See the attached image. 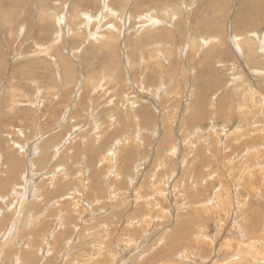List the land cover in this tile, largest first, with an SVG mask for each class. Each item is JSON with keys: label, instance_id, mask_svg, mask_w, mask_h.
<instances>
[{"label": "rangeland", "instance_id": "obj_1", "mask_svg": "<svg viewBox=\"0 0 264 264\" xmlns=\"http://www.w3.org/2000/svg\"><path fill=\"white\" fill-rule=\"evenodd\" d=\"M107 1L108 0H0V137H1L0 145L1 143L3 145V147L2 145L0 146L2 147V149L0 148V151H3L0 152V154L2 155V158H0V170L4 169L6 171L8 167L7 170L9 171V168L10 167L12 168L11 164H14V161H20L21 159H23L21 161H23L26 167V168L23 167L24 168L23 170L27 172V174L33 172V181L37 179L33 182V193L36 192V194H38L36 197L33 196V201L35 200V202H33V212L37 208V206H39L38 208H41L40 211H43V209L44 210L48 209L50 206H52L53 203H55L56 200H61L66 194H68L69 192L71 193L70 190H72V187H75L76 190L80 192V195L75 196L77 199L80 198L79 202L83 200V196L84 197L88 196L91 199L97 197L96 199L103 200V202L100 203L98 202L99 205L97 204L95 205V207L104 206L106 204V207L100 210L101 212L99 211L100 216H98V218L93 217L92 214L91 216H88L87 213L85 215V213L83 212L81 216L84 217L86 216L85 219L88 222L87 223L86 221H83L84 224L81 220H79L80 218L78 219L76 215H73L70 212H66L64 220L62 222H61L62 219L61 216H60L61 218L58 217V219L60 220H56V218L54 219L53 217L47 215L43 217L44 213L41 212L40 214L42 216L40 214L39 215L42 218L40 217L41 219L38 220L40 224L37 221L38 225L36 228L33 229V233L36 232L34 233L36 237L35 242L36 243L39 242V244L41 242L40 236L43 235L45 227L49 225H50L49 228L52 227L54 230H56V232L57 231L60 232L59 239H61L64 236H66L65 232L70 234L74 229H78L79 231H82L84 225L86 227L85 232H87V230L89 231L90 229L96 230L100 226L104 227L105 225H109V224H113V226L115 227V225H117V223L122 220L125 214L131 211V207L127 208V212L122 211L118 201L114 200L113 204L110 203V197L108 194L109 189L110 187H113L116 184L115 182H114L115 184H113L111 179L112 177H109L111 170H109V168H107L104 165L103 166L99 165L95 152H92L90 149L84 147L85 137L83 139L76 138L78 134L74 132L77 129H78L77 133H79V129L80 131L86 129L85 130L86 134L90 136L93 135V131L98 133L97 128H100L103 137L101 141L106 145L107 143H109L108 145L111 146L110 142H112L115 139H121L122 137L126 139L128 138V140L131 141V144H133L134 141V139H132L133 133L135 135L134 128L136 127L137 129L138 128L137 125H140L144 133L142 132V137H143L141 141L142 145L138 149L139 153H137L135 163L138 161V159H144L146 156L148 157L147 158L148 162L146 161L143 170L142 168L136 169L137 166L135 165V163H134L135 170L133 171L132 169H130L125 164V160L130 156L128 153L131 152L133 154L136 152V150L129 147L128 148L129 151L128 149L125 150L122 149L121 152H119V154L117 155V164L120 167L119 168L120 172L124 171V174L122 175L124 179L130 181L129 177H133V179L135 180L134 183L136 184V188L149 190L150 188L152 189L151 180L154 177L153 173L156 167L155 164L156 151L154 149L155 147H159V141H160L158 139L159 137H156V135H154V132H152V130L154 131L156 125L161 129V131H163L162 129L166 128V126H168L167 129L169 127H170L169 129H173L174 125H176L177 122H179L183 131V136L188 135V137L186 136L187 137L186 141L187 142L193 141L196 144V147L198 146V150L196 147L195 148L199 153L196 155L198 158L196 157L195 160L191 156L189 158L188 155L186 154L188 158L184 160L188 162L187 164H185V166L189 167L190 165L189 168L190 169L192 168L193 170L192 169L190 170L187 167L188 172L186 173L185 176H182L183 172L180 173L182 175L177 174L179 176V180L183 179L181 181L183 183L187 180L188 173H190V171L191 172L201 171L200 173L205 175L206 177L205 179L207 181L204 180L205 183H202L203 185H201L200 183L201 178L199 179L198 177L194 176L196 177L194 178L195 181H199V184L201 186L198 183H196L195 184L196 188H193L192 190L198 192L199 190H202L203 187L205 188L206 186L207 190L210 191L211 193L212 187H214V184L216 185L217 183L216 182L217 179L219 178L218 181L224 180L223 178L224 174H222L223 171L220 168V165L218 164L219 161H221L222 159V152L220 150L221 146L220 144L219 145L217 144L218 142L215 143L213 141L216 138L214 134L211 135L209 134L211 138H209L210 140L208 142H201L198 140L200 138H194L193 136L191 139V136L189 135L191 134L190 132L193 131L195 126L190 127L189 120L194 119L197 125L203 124V126H206L207 123H211V122L218 124L220 119H221L220 121H223V123L226 121L231 123L234 122L235 120H238L239 116L237 112L239 108L242 107L243 110L246 109L245 105H243V103L245 102L243 100L245 94L243 93V91H240L244 87L247 89L246 85H251L255 87V89H257L255 91H257L258 93L260 92V94L258 95L259 98H257V102H259L261 105L264 102V89L259 88L260 86L264 87V51L260 50L258 53V57H254L255 60L250 64L247 58V51L245 49H243L242 51L239 45L240 41L245 39L244 37H246V35H243V32L244 33L246 32L247 28L244 26L246 25L248 19L245 20V23H242L240 19H243L242 16L245 13V6L246 3L248 2L247 0H196V1L195 0H109L108 2ZM108 4L110 6L109 7L110 10L117 13L118 16H120L119 14H123L125 18L124 20L125 22L123 21L121 22L122 23L121 24L120 22H117L116 18H111L108 21L105 20L104 23L105 27L108 28V26L111 25V23L115 24L116 26L120 25L119 29H122V32L121 30H119L118 32L116 31L113 33L114 30L109 31L108 30L109 28L104 30L103 31L105 33L104 35L108 37H106V40L103 38L100 41L101 42L100 45L93 42L92 41L93 39L89 36L90 34L98 30L96 21H89L93 23L91 24L87 20L88 23H86V17H83V15L81 16V14L89 13V15L91 17L93 16L94 18L100 16L102 13L107 14L108 12L106 8ZM150 13H155L156 14V15L154 14L155 17H152ZM54 16H58V17L62 16V19H65V22L63 23L62 26L58 24V20H56ZM76 16L80 17V19L77 20H79L81 23L83 22V24L78 27L77 26L73 27L71 25V21H76L75 20ZM66 17L69 19H66ZM104 17L106 16L104 15ZM151 17L155 21H152L153 19ZM157 20H161V21L157 22ZM174 21L175 23H173ZM160 22H162V24ZM123 23L125 25H123ZM66 24L69 25V34L68 31L66 30L67 28ZM206 27H208V30ZM259 28L264 29V23H262V25ZM214 31H216L217 33L215 32L214 34ZM120 33H122V35ZM218 33L220 34L218 35ZM205 34L212 35L214 39L216 38V40H214L212 45L210 46L211 48L206 46L203 49L198 45L196 46V48L194 47L192 48L191 45L192 39L195 38L196 40L200 41L201 36ZM236 35H238V37ZM231 40H233L235 44L237 43V46ZM125 56H127V59ZM115 62L118 63V65ZM159 63L161 64V66ZM128 66H130L129 69ZM116 70H117V75L115 74ZM62 71L64 72V74ZM110 72L112 74L109 76ZM89 73L92 76L94 73H96L94 74L96 77L93 76L90 82L99 80V77L100 79L105 77V79H102L105 81L101 82V84H103L105 88L103 87L102 90H100L101 92L99 94L93 93L95 95V96L93 95L94 100H89L91 99L90 97H88L87 92L89 91L86 92L83 89L82 91L76 88V85L78 86L79 84V81L77 83V80L79 78H88V76H90ZM130 74L132 76H130ZM11 85L14 87H12ZM142 85L143 87H141ZM202 86L204 88L207 87V89L211 88L210 89L211 92L207 91V89H204ZM13 92L16 94L15 96L16 99L14 98L15 100L13 98H10V94H12ZM205 93L206 94L208 93L207 97H205L206 96ZM39 97L40 99H38ZM94 97H97L96 98L97 101L99 100L98 104L97 101L95 102ZM147 98L148 100H146ZM75 99L76 101H73ZM81 99L83 100L85 99V100L83 101ZM79 100L81 101L79 102ZM11 101L13 105H11L12 104ZM15 101H18L17 104L19 105H17ZM149 101L151 104L149 103ZM75 102L77 103V106ZM83 102H85L86 104ZM71 104L73 105V108L72 111L70 112L69 108L72 106ZM169 105H171V107ZM187 107H189V109ZM76 108L78 110H76ZM227 108L229 110H227ZM261 109H264V107H262ZM89 112H91V115L95 117V119L92 117V122H90V120L87 118ZM112 113L115 114V117H111L113 115ZM67 114L69 115L67 116ZM177 115H180V117ZM70 116L73 117V120H71L72 122L68 124L69 128L68 127L66 128L68 123L67 121L70 119L69 118ZM191 116L192 118H190ZM224 116H227L228 119L226 117L224 119L223 118ZM135 117L137 121L134 120ZM259 118L255 119V121H253V119L251 120V122L249 121L250 124L248 123L249 126H247V129L249 128L248 129L249 131L250 129L252 130L254 128H257L259 130L260 127H262L260 123L257 122L259 121ZM93 120H95V122ZM162 120L165 121V123H163ZM131 122L134 124L135 127L130 128L129 132L125 131V126H128L126 125V123L131 124ZM174 122L176 124H174ZM95 123L96 125L100 123V125L95 126ZM252 124H254V126ZM76 125L77 127L74 129ZM220 125L221 124L216 126L219 132V136L222 135L221 134L222 126ZM40 132L43 135L46 134L45 136H43L44 140L48 136L52 137V135L53 136L55 135L54 137H52L53 140L59 137L55 142H53L54 147L50 146V148L52 149L50 148L48 149V154L46 153L47 151V146H46V148L44 147V149L43 148L37 149L38 152L36 150V152L32 155L33 157L31 156L28 157V153L25 150L24 151L19 150L13 145L14 143H17L20 146L22 145L25 146L28 142H31L36 139L37 136H34L33 133L38 134ZM68 134H71L72 136ZM73 135H75V137ZM68 137L73 138L70 140L75 139L74 143L70 142L69 144L68 141L67 142L68 144L66 143L65 145L66 147L68 146L69 148L63 146V148L60 151L59 149H56L58 145L62 143L61 141H64L65 140L64 138H68ZM212 137L214 138L212 139ZM8 141H10L11 143ZM123 142L128 143V141L126 140H123ZM210 142L211 145L213 144L212 146L210 145ZM56 145L57 147H55ZM125 147L127 148L128 146ZM201 147H203L204 149ZM190 148L191 146L189 147V149L188 147L186 148L188 149L187 152L189 153L191 150ZM199 148L201 151H199ZM89 150L91 154L89 153ZM219 150L221 153L219 152ZM262 150L264 151V149ZM5 151L8 153H6ZM263 151L260 150V152ZM260 152H257L258 153L257 156L262 158V154L264 153H260ZM45 154L46 157L50 159L45 160L44 157ZM23 155L25 157H23ZM186 155L185 152L183 151L180 157L184 158L186 157ZM92 157H94V161H92ZM189 159H191L193 163L189 162L191 161ZM1 160H3L4 162H2ZM6 161H8L9 164ZM2 163L3 165H1ZM179 163L180 161L178 162L177 160H173L172 162L167 163L166 164L167 166L165 168L169 170H174L175 167L181 168ZM51 164L55 165L56 167L55 173H58L57 179L59 183L63 184V186L62 185L58 186L59 190L57 192L59 193V195L58 193L53 195L50 194L49 198L50 197L51 198L47 199L45 198L44 195L41 194L43 191L48 192L53 186L51 184L52 182L51 178L55 175V173L51 176L47 175L49 172L51 173L53 171V168L50 167ZM249 164H251V162H249ZM56 165H61V167H57ZM263 166L262 168H260V166L258 165L254 167L256 170H258L256 183L259 182L261 175L264 176ZM81 167H85V170L81 169ZM193 167H195V169ZM176 169H175L176 171L175 173H179L180 169L177 170ZM81 171L84 173V176L82 174L81 180L79 179L75 180L74 177L77 178V175ZM127 171L130 172L128 173ZM64 172L67 174V176H65ZM210 172L212 175H214L213 177L212 175L210 176L211 179L208 176ZM146 173H149V175ZM100 174H102V179L105 181L106 184L108 182H109L108 184H110V179H111V184L109 185L110 187L107 184L106 185L107 189L106 192L104 193H102L99 189ZM193 174L196 173L193 172ZM1 176L5 177L3 178L5 180H3ZM7 176H4L3 173L0 174V178L2 179V180L0 179V182H2L0 184L7 185L9 183L8 179L11 180L12 175L7 174ZM35 176H37V178ZM13 177L15 176L13 175ZM181 182L180 184H182ZM78 183L82 185L78 186L77 185ZM163 185L164 184H162V186ZM197 188H199V190H197ZM205 192L207 191H204L203 193L205 194ZM6 198L8 199L9 197L6 196ZM244 200H247V204L251 203V200H249L246 197ZM153 201L154 202L159 201L160 203V196L157 197L155 196ZM115 203L117 205V208L113 207ZM261 206H258L259 207L258 210L259 211L262 210L263 212L264 211L263 203ZM146 211L143 208H139V210L136 211V214L139 213V216L144 215ZM38 212L37 211L34 212L35 213L34 217H37ZM103 212L107 214L106 216L102 217L101 213ZM95 214H98V212H95ZM11 215H7L6 218H3V224L7 226V229H8V224L11 223V220H13L14 217V214L13 217ZM10 216L12 218H10ZM103 218L106 219L104 220ZM71 221L74 222L75 224H72ZM122 222H124V218L119 224L121 227H123V225H121L123 224ZM212 222L216 223L215 221ZM212 222L210 224H213ZM57 223L58 224L63 223L62 228L60 230L59 228L56 229L55 227L57 226ZM152 223L151 221L149 223L142 221L140 225H138L136 228L140 229L141 228L140 226H142L143 229H141V231H143L144 232L143 234L145 235L147 231H150V228L152 227ZM90 224L93 227H91ZM41 225L42 227H39ZM227 226L228 225H225V230H223V232H225L226 234H224L221 231L220 233L215 231V233L212 232L211 235L205 234V240L200 238L202 242L201 246H204V248L207 246L206 251L209 253L211 251L210 250L211 247L214 248L215 245L217 249L216 253L217 256L219 257L215 259L214 262H211V259H213V257L207 259L208 261L206 260L205 262H202L201 259L202 256L201 257L198 256L199 250L197 247L196 250L194 249V251H192V253L194 252L193 255L195 254L196 256L195 255H194L195 257L192 256L193 258L191 257L190 262L191 263L195 262V264H202V263L212 264L215 262L223 263L224 254L228 252L225 251L224 245L227 246L233 245L235 247L237 244L236 241H238V237L234 234H231L230 231L227 229ZM169 227L171 228V226H168V228ZM37 228H41L38 229L40 230V232L37 230ZM52 228L51 230H53ZM132 229L133 228L129 229L130 231V232L128 231L129 235L133 234L134 236L140 237L141 233L132 232L131 231ZM29 230L26 229V231ZM112 231H114V228ZM71 236L73 235L70 234L69 238ZM25 237H26L25 242H27L28 244L29 240L27 235H25ZM211 242H215V243H211ZM142 243L144 245L145 241ZM207 243L210 246L207 245ZM61 244L62 242L61 240H59V245L62 246ZM107 247L108 244L104 247V249H106ZM154 249H155L154 252L151 254L153 258L155 255L158 254V249L156 247ZM107 250L109 249L107 248ZM64 251L66 252V248H64ZM64 251L58 253L56 252V250L53 249L48 254L49 256L45 254L44 257L42 256L44 254L41 252L39 253V257H38L39 262L40 264H46L47 262H48L47 264H61V257L65 253ZM110 251L112 258L116 254L118 255V252L120 250H118V248L112 247ZM218 251L221 252V255ZM117 255L115 256L114 259H116ZM205 255L206 254H204L202 258H205L204 257ZM14 257H18V256L15 254L12 258L7 257V260L9 259L12 261L13 259H15ZM150 259L146 262L148 263ZM260 262L261 264L264 263L263 260H260ZM17 263H19L18 260ZM22 264H30V262L26 261L25 263Z\"/></svg>", "mask_w": 264, "mask_h": 264}, {"label": "bare ground", "instance_id": "obj_2", "mask_svg": "<svg viewBox=\"0 0 264 264\" xmlns=\"http://www.w3.org/2000/svg\"><path fill=\"white\" fill-rule=\"evenodd\" d=\"M247 1L248 2L246 3V6H245V13L242 16L243 19H240V21L242 23H245V20L248 19V21L246 22V25L244 26L247 28L246 32L245 33L243 32V35H246V37H244L245 39L240 41L239 45H240V49L242 51H243V49H245L247 51V58H248L249 63L251 64L255 60L254 57H258L259 51L260 50L264 51V29L259 28L262 25V23H264V18H263L264 17V0H247ZM193 6H194V4H193ZM109 7L110 6L108 4V6L106 8V10L108 12L107 14H103V13L101 15L99 14L100 16H98L96 18H94L93 16L91 17L89 15V13L81 14V16L83 15V17H86V23H88L89 21H96V25L98 26V28H97L98 30L97 31L95 30L96 32H93L89 36L93 39V40L91 39L93 42L100 44V45H101L100 41L103 38L106 40V37H108V36L104 35L105 34L103 32L104 30L109 28L108 29L109 31L114 30L113 33L116 31L118 32L119 30H121V32H122V29H119L120 25L116 26L115 24L111 23V25H109L108 28L105 27V25H104L105 20L108 21L111 18H116L117 22H120V23L125 20L123 14H119L120 16H118V14L113 12L112 10H110ZM150 14L152 17H155V15H156L155 13H150ZM104 15L106 17H104ZM177 15H178V13H177ZM54 18L56 20H58V24L61 26L65 22V19H62V16H59V17L54 16ZM75 18H76L75 19L76 21H71V25L73 27L74 26L78 27V26L83 24V22L81 23L79 20H77V19H80V17L76 16ZM66 19H69V18L66 17ZM87 20H88V22H87ZM130 20H128V21H130ZM152 21H155V20L153 19ZM158 21H161V20H157V22ZM89 23H91V22H89ZM160 23L162 24V22H160ZM173 23H175V21ZM91 24H93V23H91ZM171 24H172V22H171ZM123 25H125V24L123 23ZM190 26H191V24H190ZM66 27H67L66 30L68 31V34H69V25L66 24ZM206 28L208 30V27H206ZM169 29H171V28H169ZM151 30H152V28H151ZM223 30H222V32H223ZM215 32L216 31H214V34H215ZM120 34L122 35V33H120ZM219 34L220 33H218V35ZM236 36L238 37V35H236ZM236 39H238V38H236ZM214 40H216V38L214 39V37L212 35L205 34V35L201 36L200 41L193 38L191 41V45H192V48L193 47L196 48V46L198 45L204 49L206 46L210 47ZM231 41L233 42V40H231ZM234 44H232V45H234ZM235 45L237 46V43ZM214 46H216V45H214ZM188 49H190V48H188ZM191 55H192V53H191ZM125 57L127 59V56H125ZM241 58H239V59H241ZM116 64L118 65V63H116ZM125 64H127V63H125ZM221 64H223V63H221ZM160 66H161V64H160ZM129 67L130 66H128V69H129ZM208 67H210V66H208ZM203 68H205V67H203ZM63 74H64V72H63ZM94 74H96V73H94ZM94 74H93V76H95ZM111 74L112 73L110 72L109 76ZM115 74L117 75V70H116ZM89 75L90 76H88V78H79L78 80L76 77L77 83L79 81V84H78V86L76 85V88H78L80 90L83 89L86 92L89 91V92H87L88 97L91 98L89 100H94L93 95L97 94V93L99 94L101 92L100 90H102V88L104 87V85L101 84V82L105 81V80H102V79H105V77H103L101 79L99 77V80L90 82V80H91V78H93V76L90 73H89ZM130 76H132V75L130 74ZM106 78H107V75H106ZM130 78H128V79H130ZM171 81H173V80H171ZM132 84H130V85H132ZM246 86H247V89L244 87L243 89L240 90V91H243V93L245 94V97L243 98V100L245 102L243 103V105H245L246 109L243 110L242 107L239 108L240 111L238 110V112H237L238 116H239L238 120L234 119L235 120L234 122L229 123L228 121H226L223 123V121H220L221 120L220 119L218 124L212 123L210 121L211 123H207L206 126H203L202 122H201L202 125H200L199 123H198L199 125H197L194 119L189 120L190 127L195 126L193 131L190 132L191 134L189 135V136H191V139L193 136L194 138H200L198 140L201 142H208L210 140L209 138H211L210 135L214 134L216 136V138L213 141L215 143L218 142L217 144L218 145L220 144V146H221L220 150L222 152V159H221V161H219L218 164L220 165V168L223 171L222 174H224L223 175L224 180L218 181L219 178L217 179V181L215 180L217 183H216V185L214 184V187H212L211 193H210V191L207 190L206 186H205V188L202 186L203 187L202 190H199V188H197V190H199L198 192H195L194 190H192L193 188H196V185H195L196 183L199 184V181H195L194 178H196V177H198L199 179L201 178L200 179L201 185H203L202 183H205L204 180H206L205 179L206 177H205V175L200 173L201 171L200 172L199 171H196V172L193 171L196 174H193V172L190 171V173H188L187 180L183 183L181 182L183 179L179 180V176L177 174H180L183 172V175L182 174H180V175L185 176L186 173L188 172L187 171L188 166L187 167L185 166V164H187L188 161H186L184 159H187L188 157L190 158V156H191L195 160V158L197 157L196 155L199 154L197 152L198 146L196 147V144L193 141L192 142L186 141L187 140L186 138L188 137V135H186L187 137L183 136V131H182V128H181V125L179 122H177V124L175 123L176 121L174 122V124H176V125H174L173 129H169L170 127L167 129L168 126H166V128L162 129L163 131H161V129L159 127H157V125H156L154 131L152 130V132H154V135H156V137H159L158 139L160 141H159V147H155V149H154L156 151V153H155L156 154V157H155L156 167H155V171L153 170L154 171V173H153L154 177L151 180V182H152L151 183L152 186L150 185L152 187V189L150 188L151 190L150 189L146 190V189L136 188V184L134 183L135 180L133 179V177H129L130 181L124 179V177L122 176L124 174V171L123 172L121 171L122 172L121 173L120 169H119L120 167L117 164V155L119 154V152H121L122 149L125 150V149H128L129 147H131V148L135 149L136 152L133 154L131 152L128 153L130 156L125 160V164L130 169H132L133 171L135 170V165L137 166L136 169L142 168V170H143L144 165H145L147 158H148L147 156L144 159H138L139 163H138V161L135 163L137 153H139L138 149L142 145V142H141L142 138H143L142 132L144 133V131H142V128L140 125H137L138 128L136 129V127L133 124L134 121H133V123L131 122V124L126 123V125H128V126H125V131L129 132L130 128L135 127L134 128L135 135L133 133V138H132V139H134L133 144H131V141L128 140V138L126 139V138L122 137L121 139H115V140H113L111 138L113 140L112 142H110L111 146L108 145L109 143H107V145H106L101 141L103 139V137H102V133L100 131V128H97L98 133L93 131V135H90V136H88V134H86V131H85L86 129H83L81 131L79 129V133H77L78 129L75 132L73 131L74 133L78 134L76 136V138L83 139L85 137L84 147L87 149H90L92 152H95L96 158L98 159L97 161L99 162L98 164L102 165V166L104 165L107 168H109V170H111L109 177H112L111 178L112 183L113 184L116 183V184L113 187H110L109 185L111 184V179H110V184H108L109 182L107 183L108 186L110 187L109 193H108L109 197H110V203L113 204L114 200L118 201L120 208L124 212H127V208L131 207V211L126 213L127 215L125 214V216L123 217L124 222H122L123 224H121V225H123V227H121L119 225L121 223V221L123 220V218L121 221H119L117 223V225H115V227L113 226V224H109V225H105L104 227L100 226L96 230L90 229L89 231L87 230V232H85L86 227L84 225V228L82 231H79L78 229H74L70 233L71 235H73L70 238H69L70 234L65 232L66 236L59 239L60 238L59 237L60 232L59 231L56 232V230H54L52 227L51 228L53 230H51V228H49L50 225L49 226L45 225L48 228L45 227L43 235L40 236L41 237L40 244H39V242L36 243L35 242L36 237L34 234L36 232L33 233V229L37 227V225H38L37 221L42 218L41 217L42 215L40 214L41 212L44 213L43 217L47 215V216L53 217L54 219L56 218V220H60V219H58V217L61 216L62 217L61 222L64 220L66 212H70L73 215H76L78 219L80 218L79 220H81L82 222L83 221L87 222V220L85 219L86 216L85 217L81 216V214L83 212L85 213V215H86V213L88 214V216H91V214H92L93 217L98 218V216H100L99 211L104 209L106 207V204L104 206L95 207V205H97L98 202L99 203L103 202V200L102 199H96L97 197L94 199H91L88 196L87 197L83 196V200L81 202H79L80 198L77 199L75 196L80 195V192L78 190H76L75 187H72V190H70L71 193L69 192L68 194H66L63 197V199L56 200L55 203H53V204L51 203L52 206L49 205L50 207L48 206L49 207L48 209H46V210L43 209V211H40L41 208H38L39 206H37V208L34 210V212L35 211H37V212L39 211V212H38L37 217H34L35 213L33 212V202H35V200L33 201V196L36 197L38 194H36V192L33 193V182L37 179L34 178L35 180L33 181V172L27 174V172H25L23 170L24 168H26L23 161H21L23 159L20 160L21 162L13 160L14 164H11L12 168L10 167L9 171L7 170L8 167L6 166L7 167L6 171H8V172H6L4 169L0 170V174L3 173L4 176H7V174L12 175V179L11 180L8 179L9 183L7 182L8 183L7 185L6 184H3V185L0 184V209H1V211H0V264H22V263H25L26 261L30 262V264H32V263L33 264H40L39 259H38L39 253L42 252L44 254L42 256L44 257L45 254L48 255L51 252V250H53V249L56 250V252L60 253V252L64 251V248H66V252L64 251L65 253L64 254L62 253L63 255L61 257V264H195V262L191 263L190 260H191V257L195 255V254L193 255L194 252L192 253V251H194V249L196 250V247L199 250V255H198L199 257H201V256L203 257V255L206 254L204 256L205 258L201 257L202 262H205L207 259H210L211 257H213V259H211V262H214V260L219 257V256H217V253H216L217 249H216L215 245H214V248L211 247V249H210L211 251L209 253L206 251L207 246L205 248H204V246H201L202 242H201L200 238L205 240V234L211 235L212 232L215 233V231L219 232V233H220V231L223 232V230H225V225H228L227 229L230 231L231 234H234L238 237V241H236L237 244L235 247L233 245H231V246L224 245L225 251H228V252L226 254H224L223 263L215 262L212 264H261L260 260H263V262H264V211L262 212V210L261 211L258 210L259 209L258 206H261L262 203L264 205V176L261 175L260 180L258 178L259 182L256 183V177L258 175V170H256L254 168L257 165L260 166V168H262V166L264 165V154H262V158L257 156V154H258L257 152H260V150L263 151L262 149H264V136H262V135H264V116H263L264 115V109H261L262 107H264V102L262 105L259 102H257V98H259L258 95L260 94V92L258 93L257 91H255V90H257V89H255V87H253L251 85H246ZM12 87H14V86H12ZM64 87H65V85H64ZM141 87H143V85ZM259 88L264 89V87H261V86ZM204 89H207V87ZM208 89H207V91H210L211 88L209 90ZM7 90H9V89H7ZM244 90H246V91H244ZM173 92H175V91H173ZM82 93H81V95H82ZM169 94H171V93H169ZM207 94L205 97H207ZM15 96H16V94L14 92L12 94H10V98L14 99ZM2 97H4V96H2ZM7 97H9V96H7ZM94 98H95V102H96L97 97H94ZM38 99H40V97ZM81 100H83V99H81ZM81 100H79V102ZM143 100H145V99H143ZM146 100H148V98ZM73 101H76V99ZM98 101H97V104H98ZM11 103H12V101H11ZM15 103L17 104L18 101H15ZM83 103H85V102H83ZM93 103H94V101H93ZM149 103H150V101H149ZM164 103H167V102H164ZM202 103H200V104H202ZM75 104L77 106L76 102H75ZM91 104H92V102H91ZM11 105H13V103ZM17 105H19V104H17ZM115 105H114V107H115ZM169 106L171 107V105H169ZM72 108H73V105L69 108L70 112L72 111ZM187 108L189 109V107H187ZM76 110H78V109L76 108ZM227 110H229V109L227 108ZM6 111H7V109H6ZM161 113H162V111H161ZM112 114L113 115L111 117H115V114L114 113H112ZM68 115L69 114H67V116ZM177 116L180 117V115H177ZM92 117L93 116L91 115V112H89L87 118L90 120V122H92ZM225 117L227 118V116H224L223 118L225 119ZM69 118L70 119L67 121L68 123L66 122L67 123L66 128L69 126L68 124L72 122L71 120H73V117L70 116ZM93 118L95 119V117H93ZM190 118H192V116ZM223 118H222V120H223ZM257 118H259V121H257V122H259L262 127H260L259 130L257 128H254L252 130L250 129V131H249L248 130L249 128L247 129V126H249L248 125L249 121L251 122L252 119H253V121H255V119H257ZM77 120H78V118H77ZM134 120L137 121L136 117ZM93 121L95 122V120H93ZM163 123H165V121H163ZM219 124H221L220 126H222V128H221V130H222L221 134L222 135L221 136H219V132H218V129L216 127ZM97 125H100V123ZM97 125L95 123V126H97ZM168 125H169V123H168ZM252 125L254 126V124H252ZM82 126H84V125H82ZM158 126H159V124H158ZM76 127H77V125L74 127V129ZM162 127H165V126H162ZM258 133H260V134H258ZM18 134H20V133H18ZM33 134H34V136H37L36 139L31 141V142H28L25 146L22 145L23 146L22 147L17 143L13 144L19 150H22V151L25 150L28 153V157L29 156L33 157L32 155L36 152L37 149H40V148L44 149V147L46 148V146H47L46 153L48 154V149L50 148V146H53V142H55L59 138L56 135L57 138L55 140H53L52 137H54L55 135L54 136L52 135V137L48 136L44 140L43 136H45L46 134L43 135V134H41V132L38 134H35V133H33ZM68 135L72 136L71 134H68ZM73 136L75 137V135H73ZM69 137L64 138L65 140L61 141L62 142L61 144L59 142L60 145H58V147L56 145L55 146V147H57L56 149H59V151H60L63 148V146L66 147L65 144L68 141H69V144H70V142L74 143L75 139L70 140L73 138L72 137L69 138ZM213 138L214 137H212V139ZM29 139H30V137H29ZM123 140L128 141V143L123 142ZM8 142H10V141H8ZM12 142H14V141H12ZM1 145H2V143H1ZM208 145H209V143H208ZM210 145H211V142H210ZM125 146H128V147L126 148ZM190 146H191V148H190L191 150L189 153V152H187V150L189 149ZM2 147H3V145H2ZM2 147H0V148L2 149ZM187 147H188V149H186ZM195 147L197 148V150ZM201 148H203V147H201ZM50 149H52V148H50ZM133 149H131V150H133ZM90 150H89V153H90ZM220 150H219V152H220ZM128 151H129V149H128ZM183 151L185 152V155L186 154L188 155V157H187V155L184 158L180 157V155L183 153ZM199 151H201L200 148H199ZM0 152H3V151H0ZM37 152H38V150H37ZM6 153H8V152H6ZM260 153H264V151L260 152ZM24 155H23V157L26 156V155L25 156ZM10 156H11V153H10ZM20 156H19V158H20ZM44 157H45V160L50 159V158L46 157V154L44 155ZM51 157H53V156H51ZM94 157H92V161H94ZM0 158H2L1 154H0ZM139 158H141V157H139ZM203 159H202V161H203ZM173 160H177L178 162L180 161L179 165L183 169L175 167V169L176 168L180 169L179 173H175L176 172L175 169L169 170V169L165 168L167 166L166 164L169 162H172ZM189 160H191V159H189ZM212 160H213V158H212ZM1 161L4 162L3 160H1ZM6 162H8V161H6ZM189 162L193 163L192 160ZM249 162H251V164H249ZM134 163H135V165H134ZM149 163H151V162H149ZM8 164H9V162H8ZM170 164H172V163H170ZM1 165H3V163ZM56 166L61 167V165H56ZM50 167L53 168V171L51 173L49 172L47 174L49 176L53 175L56 172L55 171V169H56L55 165L51 164ZM189 167H190V165H189ZM193 168L195 169V167H193ZM81 169L85 170V167H81ZM121 169H122V167H121ZM159 169H160V172H159ZM157 171L159 172V174ZM59 172H60V170H59ZM57 174L58 173H55V175L51 178V180H52L51 184L54 187L52 185H50L53 188L51 187V189L48 192L43 191L41 194V195H44L45 198H47V199L51 198V197L49 198L50 194L53 195V194L58 193L57 191L59 190V188H58L59 185L63 186V184L59 183V181L57 179L58 178ZM82 174L84 176V173L81 171L77 175V178L74 177L75 180H78V179L81 180ZM146 174L149 175V173H146ZM13 175L16 178L13 177ZM192 175H193V177H192ZM211 175L212 174L210 172V174L208 175L209 178ZM65 176H67L66 173H65ZM86 176H88V175H86ZM177 176H178V178H177ZM194 176H196V177H194ZM213 176L214 175H212V177ZM35 177L37 178V176H35ZM1 178L3 179L5 177L1 176ZM134 178H135V176H134ZM71 179H73V178H71ZM148 179H149V177H148ZM3 180H5V179H3ZM75 180H74V182H75ZM144 180H146V179H144ZM136 181H137V179H136ZM180 182L182 184H180ZM0 183H2V182H0ZM107 184L102 179V174H100L99 189L102 193L106 192V189H107L106 185ZM162 184H164V185L162 186ZM74 185H75V183H74ZM77 185L81 186L82 184L78 183ZM141 188H143V187H141ZM64 190H66V189H64ZM96 191H97V189H96ZM204 191H207V192H205V194H204L203 193ZM58 195H59V193H58ZM6 196H8L9 198L7 199ZM106 196H108V195H106ZM155 196L156 197L160 196V203H159V201L158 202L153 201ZM245 197L248 198L249 200H251L250 204L249 203L247 204V200H244ZM52 198H53V196H52ZM81 198H82V196H81ZM242 198H244V199H242ZM16 201H19V202H16ZM151 201H153V202H151ZM15 202L17 203V205ZM180 202H182V203H180ZM113 207L117 208L116 203L113 205ZM113 207H111V208H113ZM51 208H52V210H51ZM139 208H143V209H145V211L147 210L144 215L139 216V213L136 214V211L139 210ZM95 212H98V214H95ZM13 214H14V217H13ZM106 214L107 213L103 212V213H101V216L102 217L106 216ZM7 215H11L13 217V220H11V223L8 224V229H7V226L5 224H3V218H6ZM11 216H10V218H12ZM103 219L105 220L106 218H103ZM212 219H214V220H212ZM96 221H97V219H96ZM142 221L147 222V223H149L150 221H151V223L153 222L152 227L150 228V231H147V233L145 235L143 234L144 232L141 231V229H143L142 226H140L141 227L140 229L136 228L138 225H140V223ZM212 221H215L216 223H213ZM164 222H166L167 224ZM211 222L213 224H210ZM38 223H39V221H38ZM55 223H56V221H55ZM171 223H172V225H171ZM72 224H75V223L72 222ZM83 224H84V222H83ZM62 225H63V223H61V224L57 223V226H55V227H56V229L59 228V230H60L62 228ZM90 226H91V224H90ZM168 226H171V228L170 227L168 228ZM39 227H42V225ZM91 227H93V226H91ZM113 228H114V231H112ZM131 228H133L131 230L132 232L141 233L140 237L134 236L133 234L129 235L128 231ZM26 229L27 230L30 229V230L26 231ZM38 229H41V228H37V230ZM38 231L40 232V230H38ZM145 231H146V229H145ZM111 233H113V234H111ZM223 233L226 234L225 232H223ZM25 235H27V237H28V240H29L28 244H27V242H25L26 241ZM59 240H61L62 246L59 245ZM144 241H145V244L143 245L142 242H144ZM212 241H213V239H212ZM211 243H215V242H211ZM107 244H108L107 248L109 250H107V248L104 249V247ZM207 245H209V244L207 243ZM218 245H221V244H218ZM218 245H216V246H218ZM112 247L118 248V250H120L118 252V255L115 253L117 255L116 259H114L116 255L111 258V251L110 250ZM155 247L158 249V254L155 255L153 258L151 254L154 252ZM199 247H201V248H199ZM218 252L221 255V252L220 251H218ZM15 254L18 257H14L15 259H13L12 261L9 259L7 260V257L12 258ZM26 255H28V256H26ZM149 259H150V261L147 263L146 261H148ZM17 260L19 263H17Z\"/></svg>", "mask_w": 264, "mask_h": 264}]
</instances>
